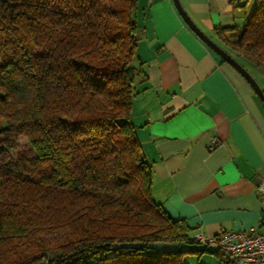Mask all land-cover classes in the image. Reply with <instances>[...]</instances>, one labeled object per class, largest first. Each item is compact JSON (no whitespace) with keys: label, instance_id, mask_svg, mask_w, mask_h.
<instances>
[{"label":"trees","instance_id":"obj_1","mask_svg":"<svg viewBox=\"0 0 264 264\" xmlns=\"http://www.w3.org/2000/svg\"><path fill=\"white\" fill-rule=\"evenodd\" d=\"M136 5L0 0V264H184L174 245L200 243L153 199L131 121ZM218 37L264 70V0ZM21 135L34 158L5 159Z\"/></svg>","mask_w":264,"mask_h":264},{"label":"crops","instance_id":"obj_2","mask_svg":"<svg viewBox=\"0 0 264 264\" xmlns=\"http://www.w3.org/2000/svg\"><path fill=\"white\" fill-rule=\"evenodd\" d=\"M180 2L217 42L219 29L241 28L253 0ZM134 19L131 121L152 171L153 199L193 234L259 226L264 208L255 186L264 176V104L185 25L172 0H137ZM252 75L264 89V70L255 66ZM213 137L219 145L208 150Z\"/></svg>","mask_w":264,"mask_h":264},{"label":"built area","instance_id":"obj_3","mask_svg":"<svg viewBox=\"0 0 264 264\" xmlns=\"http://www.w3.org/2000/svg\"><path fill=\"white\" fill-rule=\"evenodd\" d=\"M219 145V140L213 137L208 146L212 150ZM262 208H264V176L255 186ZM196 241L212 246L222 256V264H264V209L259 226L247 230L221 229L213 236L195 233Z\"/></svg>","mask_w":264,"mask_h":264},{"label":"rangeland","instance_id":"obj_4","mask_svg":"<svg viewBox=\"0 0 264 264\" xmlns=\"http://www.w3.org/2000/svg\"><path fill=\"white\" fill-rule=\"evenodd\" d=\"M252 3H254V0L249 3L248 7L244 11L247 15L250 14L249 11ZM241 25L238 27L240 28ZM244 64V67L249 71V73H254V65H250L245 62ZM3 124L4 122L0 119V126ZM6 150L8 151V154L4 155V158L12 162L21 161V159L31 160L34 158V151L28 139L22 135L18 136L9 145H7ZM174 246L179 249L188 250L184 255V264H222L221 256L212 246L197 242H181Z\"/></svg>","mask_w":264,"mask_h":264},{"label":"water","instance_id":"obj_5","mask_svg":"<svg viewBox=\"0 0 264 264\" xmlns=\"http://www.w3.org/2000/svg\"><path fill=\"white\" fill-rule=\"evenodd\" d=\"M175 9L179 16L187 25L190 30L214 53H216L222 60L231 65L252 87L262 104H264V89H262L256 79L251 73L237 61L229 52L221 47L213 38L205 33L188 14V12L182 6L180 0H172Z\"/></svg>","mask_w":264,"mask_h":264}]
</instances>
